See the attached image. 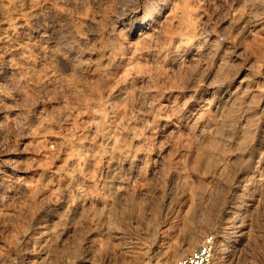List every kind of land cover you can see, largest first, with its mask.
<instances>
[{"label": "rangeland", "instance_id": "obj_1", "mask_svg": "<svg viewBox=\"0 0 264 264\" xmlns=\"http://www.w3.org/2000/svg\"><path fill=\"white\" fill-rule=\"evenodd\" d=\"M20 1L0 264H176L209 234L213 264H264V0Z\"/></svg>", "mask_w": 264, "mask_h": 264}, {"label": "built area", "instance_id": "obj_2", "mask_svg": "<svg viewBox=\"0 0 264 264\" xmlns=\"http://www.w3.org/2000/svg\"><path fill=\"white\" fill-rule=\"evenodd\" d=\"M216 247L215 235H206L198 248L182 257L176 264H213Z\"/></svg>", "mask_w": 264, "mask_h": 264}, {"label": "bare ground", "instance_id": "obj_3", "mask_svg": "<svg viewBox=\"0 0 264 264\" xmlns=\"http://www.w3.org/2000/svg\"><path fill=\"white\" fill-rule=\"evenodd\" d=\"M22 1V0H21ZM20 1V2H21ZM12 3V2H11ZM22 3V2H21ZM124 3V2H123ZM14 5V4H13ZM23 6V5H22ZM125 6V5H124ZM70 25V24H69ZM18 27V26H17ZM77 29V28H76ZM80 31V30H79ZM76 32V31H75ZM3 34V33H2ZM78 34H79V32H78ZM81 34V33H80ZM4 35V34H3ZM72 35H73V33H72ZM76 36V35H75ZM80 36V35H79ZM6 37V36H5ZM4 37V38H5ZM82 39V38H81ZM179 43V42H178ZM78 45V44H77ZM18 47V46H17ZM115 48V47H114ZM25 49V48H24ZM117 49V48H116ZM21 50V49H20ZM26 50V49H25ZM24 50V51H25ZM23 51V52H24ZM76 51V50H75ZM113 51V50H112ZM116 51V50H115ZM113 54H114V51H113ZM109 60H111V59H109ZM107 62V61H106ZM105 64V63H104ZM103 65V64H102ZM105 66V65H104ZM108 66V65H107ZM106 69V68H105ZM230 112V111H229ZM232 113V112H231ZM233 116H234V114H233ZM226 119H228V118H226ZM226 119H225V121H226ZM229 119H232V118H229ZM228 121V120H227ZM226 121V122H227ZM230 121V120H229ZM227 124H228V122H227ZM231 124V123H230ZM236 125V124H235ZM228 126V125H227ZM234 126V125H233ZM117 129V128H116ZM235 129V128H234ZM224 132V131H223ZM230 132V131H229ZM228 132V133H229ZM221 133V132H220ZM231 133V132H230ZM229 133V134H230ZM224 134V133H223ZM112 139V138H111ZM115 140V139H114ZM110 143V142H109ZM121 149V148H120ZM110 150V149H109ZM127 151V150H126ZM119 153V152H118ZM73 154V153H72ZM74 155V154H73ZM122 157V156H121ZM131 157V156H130ZM127 158H129V156L127 157ZM134 158V157H133ZM73 159H74V157H73ZM72 160V159H71ZM109 160V159H108ZM111 160V159H110ZM76 161V160H75ZM125 161V160H124ZM131 161V160H130ZM73 162V161H72ZM109 162V161H108ZM122 162V161H121ZM74 163V162H73ZM109 207V206H108ZM197 243H198V237L197 236H195V235H191L190 237H189V240H188V242H187V246L184 248L183 247V249H180L179 251H177L178 252V254H182V252H185L186 250H188V249H192V248H195L196 247V245H197ZM186 245V244H185ZM220 247V246H219ZM218 249V248H217ZM50 252V251H49ZM191 253V252H190ZM177 257V253H175L174 255H173V257H172V259L171 260H165L164 262H163V264H170L175 258ZM183 257V256H182ZM180 259V258H179ZM178 261V260H177ZM159 264V263H158Z\"/></svg>", "mask_w": 264, "mask_h": 264}]
</instances>
